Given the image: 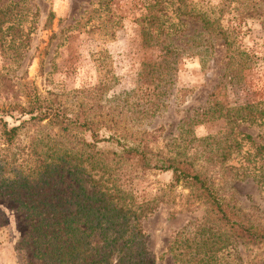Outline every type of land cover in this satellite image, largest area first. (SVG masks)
<instances>
[{
  "label": "rangeland",
  "instance_id": "rangeland-1",
  "mask_svg": "<svg viewBox=\"0 0 264 264\" xmlns=\"http://www.w3.org/2000/svg\"><path fill=\"white\" fill-rule=\"evenodd\" d=\"M27 1L37 10L36 23L19 61L10 64L0 54V68L9 66L2 71L10 76L9 87L0 85V108L26 106L37 98L92 121L99 136L120 133L130 145L143 143L153 154L177 157L185 151L195 167L214 173L220 197L249 219L264 214L263 191L248 177L235 178L228 168L238 165L235 152L232 159L220 161L217 143L189 141L223 132L221 118H190L215 84L224 83V96L233 105L264 99V0ZM163 44L170 51L164 56ZM27 118L15 110L2 115L7 125ZM241 129L257 132L253 126ZM53 134L61 142L60 152L72 157L61 162L64 168L54 180L60 178L68 199L80 177L72 167L83 147L79 138L92 141L88 131L64 133L46 120L25 121L17 130L12 169L17 175L31 172L36 158H45L53 144L41 143L35 148L38 155L20 148L43 136L51 141ZM95 147L107 158L119 152L116 143L98 142ZM121 170L123 186L134 201L155 207L141 219L149 264H175L167 245L176 232L179 238H196L202 228L225 232L206 206L188 197L187 188L169 186L170 171L142 170L131 160ZM20 200L30 203L32 198L0 195V264L40 263L28 245L19 243L28 231ZM235 242L238 255L227 257L228 264H264L263 244Z\"/></svg>",
  "mask_w": 264,
  "mask_h": 264
},
{
  "label": "trees",
  "instance_id": "trees-1",
  "mask_svg": "<svg viewBox=\"0 0 264 264\" xmlns=\"http://www.w3.org/2000/svg\"><path fill=\"white\" fill-rule=\"evenodd\" d=\"M36 13L27 0H0V54L10 64L19 61L28 48ZM160 50L163 56L170 52L164 44ZM8 69L9 66L0 68V85L6 88L10 86V76L2 70ZM162 70L166 75L167 65ZM224 91L223 82L215 84L205 104L190 117L195 116L196 122L223 119L221 136L190 137L189 141H206L203 145L217 143L216 159L220 161L232 159L230 155L235 152L238 165L228 167L233 169V176L250 178L264 193V99L258 104L233 105L226 100ZM210 98H215L211 104ZM13 110L28 118L7 125L2 115ZM0 115V195L23 193L32 198L30 203L19 202L28 224V231L19 243L29 246L31 256L39 264H149L141 219L155 207L152 202L134 201L131 190L123 186L121 178L125 173L120 168L127 160L142 170L170 171L169 186L179 184L187 188L188 197L206 206L226 227L224 233L215 234L202 228L196 232V238H179L181 233H174L167 248L175 264H228L227 257L238 255L235 239L264 245V214L249 219L220 197L214 173L195 167L192 159L184 156L185 151H179L177 157L153 154L143 143L130 145L120 133L99 136L92 121L72 117L65 108L41 103L37 98L26 106L14 103L6 109L1 107ZM28 120H46L49 126L64 133L73 129L89 132L92 141L79 138L83 147L72 167L80 177L73 189L75 193L68 199H64L58 184L60 178L54 180L64 168L61 162L72 157L63 149L60 152L57 145L61 142L55 140V134L51 141L43 136L20 148L38 155L35 148L41 143L53 144L45 158H36L38 163L31 172L17 175L12 169L15 159L11 157L17 154L14 152L17 130ZM243 125L253 126L257 132L249 133L241 129ZM98 142L116 143L119 152L113 153L114 158L103 157L95 147ZM206 158L211 160L208 154ZM236 259L241 261L237 256Z\"/></svg>",
  "mask_w": 264,
  "mask_h": 264
}]
</instances>
